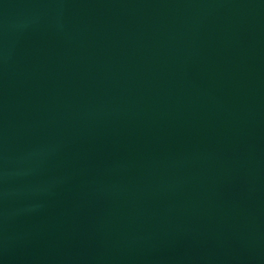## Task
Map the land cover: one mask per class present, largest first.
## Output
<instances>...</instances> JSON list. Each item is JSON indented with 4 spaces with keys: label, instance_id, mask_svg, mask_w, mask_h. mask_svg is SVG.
Masks as SVG:
<instances>
[{
    "label": "water",
    "instance_id": "1",
    "mask_svg": "<svg viewBox=\"0 0 264 264\" xmlns=\"http://www.w3.org/2000/svg\"><path fill=\"white\" fill-rule=\"evenodd\" d=\"M0 264H264V0H0Z\"/></svg>",
    "mask_w": 264,
    "mask_h": 264
}]
</instances>
